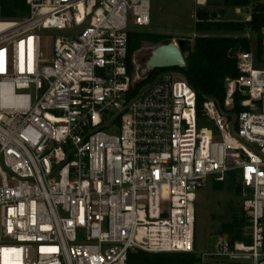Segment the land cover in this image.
<instances>
[{
    "label": "built area",
    "instance_id": "2783aa9c",
    "mask_svg": "<svg viewBox=\"0 0 264 264\" xmlns=\"http://www.w3.org/2000/svg\"><path fill=\"white\" fill-rule=\"evenodd\" d=\"M24 2L0 16V264L192 252L196 193L230 171L249 241L219 234L199 264H264V62L239 51L223 105L205 96L200 116L179 71L129 69L130 25H150L151 0Z\"/></svg>",
    "mask_w": 264,
    "mask_h": 264
},
{
    "label": "trees",
    "instance_id": "16d2710c",
    "mask_svg": "<svg viewBox=\"0 0 264 264\" xmlns=\"http://www.w3.org/2000/svg\"><path fill=\"white\" fill-rule=\"evenodd\" d=\"M1 18L11 19L24 16L28 7L24 0H0ZM247 7L250 10V19L228 20L219 18L221 11ZM220 10V12L218 11ZM197 21L195 30L200 34L195 37L193 45L186 43L183 53L186 54L187 66L185 68L171 67L179 71L187 79L197 93V108L201 116L205 96L215 98L223 105L225 99V80L236 77L237 58L239 51H253L258 62H264V0H207L196 11ZM251 31L255 39L247 36H231L234 33ZM218 33L219 35H213ZM211 34V35H209ZM169 43L171 38L164 34L147 32L129 33L128 65L133 70V53L142 41ZM165 68L152 69L147 79L153 78L157 72ZM241 96L235 95V111L241 110L239 103ZM237 177L236 171H230L226 180L230 187H236L241 192L240 182L234 184ZM243 211V210H242ZM244 215L234 216L233 219L223 224L221 233L227 234L230 241L245 240L243 236L246 226ZM196 248V245H194ZM200 256L196 250L192 252H146L134 251L129 253L128 264H199Z\"/></svg>",
    "mask_w": 264,
    "mask_h": 264
},
{
    "label": "rangeland",
    "instance_id": "374dc122",
    "mask_svg": "<svg viewBox=\"0 0 264 264\" xmlns=\"http://www.w3.org/2000/svg\"><path fill=\"white\" fill-rule=\"evenodd\" d=\"M199 6L197 0H151L150 25L136 26L132 24L130 25V30L131 32L164 34L169 36L171 41L186 39L187 43L193 45L195 37L200 35L194 28L197 21L196 11ZM218 11L220 12V10ZM220 13L222 14L221 16L219 15V18L228 20L247 21L251 17L250 14L245 13L241 8L228 9ZM41 33L55 37L59 34L71 32L70 30L50 28L41 30ZM212 34L219 35L218 33ZM231 36H247L252 37L253 40L255 39L254 34L249 30L244 33H234ZM160 44L162 42L142 41L140 47L133 53L136 74H140L152 50ZM239 176L240 173L237 172L238 178L235 179L234 183L236 186L239 183ZM242 201L241 192L236 187H230L227 182H216L213 177L209 179L205 187L198 190L195 200L196 248L194 247V250L197 251L199 256L201 252L215 248L217 237L222 234L223 224L230 222L236 215H243ZM225 235L227 236V234Z\"/></svg>",
    "mask_w": 264,
    "mask_h": 264
},
{
    "label": "water",
    "instance_id": "95a60500",
    "mask_svg": "<svg viewBox=\"0 0 264 264\" xmlns=\"http://www.w3.org/2000/svg\"><path fill=\"white\" fill-rule=\"evenodd\" d=\"M243 11L247 14L250 13L247 7ZM186 43V39H178L177 41H170L169 43L160 44L155 47L146 60L145 66L141 69V75L144 76L149 70L158 68H185L187 61L183 48Z\"/></svg>",
    "mask_w": 264,
    "mask_h": 264
}]
</instances>
